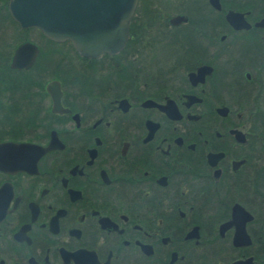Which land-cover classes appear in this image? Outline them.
<instances>
[{
    "label": "flooded vegetation",
    "instance_id": "flooded-vegetation-1",
    "mask_svg": "<svg viewBox=\"0 0 264 264\" xmlns=\"http://www.w3.org/2000/svg\"><path fill=\"white\" fill-rule=\"evenodd\" d=\"M0 143V264H264V0H137L94 57L0 0Z\"/></svg>",
    "mask_w": 264,
    "mask_h": 264
},
{
    "label": "water",
    "instance_id": "water-1",
    "mask_svg": "<svg viewBox=\"0 0 264 264\" xmlns=\"http://www.w3.org/2000/svg\"><path fill=\"white\" fill-rule=\"evenodd\" d=\"M136 1L10 0V10L21 25L37 26L55 40H70L80 54L94 57L124 46Z\"/></svg>",
    "mask_w": 264,
    "mask_h": 264
}]
</instances>
